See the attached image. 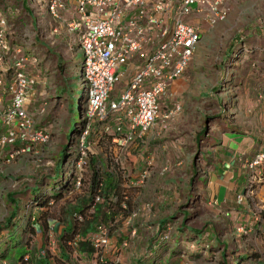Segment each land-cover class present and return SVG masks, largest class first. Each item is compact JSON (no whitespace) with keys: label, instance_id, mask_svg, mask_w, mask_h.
<instances>
[{"label":"rangeland","instance_id":"obj_1","mask_svg":"<svg viewBox=\"0 0 264 264\" xmlns=\"http://www.w3.org/2000/svg\"><path fill=\"white\" fill-rule=\"evenodd\" d=\"M27 2L28 4L26 7L32 11L35 18L34 21L26 17V12L20 8L21 0H0V5L17 8L20 11V22H16L19 41L29 46L32 43L34 44L36 38L44 42L51 53L48 54L45 51L44 55H41L39 58L44 68L39 67V63H36L35 74L38 76V84H36L35 89H39L37 94H39L41 90V99L36 100L34 96L33 99L35 101H32V111L36 116V119H33L34 130L40 137L30 144L31 149L27 152L29 154L27 161L32 170L28 171V175L38 177L42 180L53 174L55 158L60 147L65 143L63 135L68 128L70 120L67 108L68 101L56 91L59 90V86L55 84V82L58 83L57 78L55 79V77L52 76L55 74V71L51 70V64L54 65L60 62L65 65L66 68L63 73H69L75 60L81 65L83 53L79 49L77 39L68 35L65 30L60 29L58 33L52 32V29L57 26V23L55 24L49 21L51 19L50 16L46 14L45 3L42 0H28ZM86 8L87 7H85V9ZM74 16L79 17L77 13H75ZM198 20H201L200 22L203 21L202 19ZM185 21L187 24H194L191 19H186ZM204 27L203 33L205 38H203L201 42L199 41L200 43L198 42V49L196 48V53L193 54L192 60L189 62V67L184 73L187 78L188 86L182 91V97H180L177 102H169L170 94L168 93V97H160L158 101L159 109H163L164 107L171 108L175 104H179L181 107L180 111L168 121L158 124L160 126L158 129L160 131L159 135H161V137L157 138L154 142L155 145L165 144L170 151L177 153L179 157H163V161H159L156 168H154V173H152V170L150 175L141 180L140 175L142 170L147 168L146 158L153 152L144 154L143 160L139 159V168L133 169L135 177L128 178V176H126L128 172L122 168V157L126 155L131 157L132 161H134V154H130L133 153V151L125 150L124 153L121 152L122 150H119L113 141V133H102L101 130L95 128L96 136L92 137L91 141H85V139L81 141L80 137L78 144L72 146L79 154L77 155L76 153L72 158L69 157L64 165H70V167L73 164L76 165L78 177L76 178L72 190L63 193L61 198L57 201H53L52 204L44 208V216L47 217L46 220L49 225L65 220L70 211V207L80 203L83 199H87L86 192L88 191V180L90 178L87 162L92 154H97L102 159L100 166L105 163L111 167L112 160L119 163L121 162L120 170L123 172L121 175L124 178L121 179L123 182H120L119 190H121L123 196L128 198V203H130L131 206L129 209L132 213V222H134V218H137V216L141 217L140 223L143 225L141 229L153 227V225H150L153 219L161 217L162 215L164 216L168 212L174 213L180 208L179 210H186L190 213V216L185 220L186 227L188 228L200 227L203 223L213 222L216 225L221 224L224 227L228 226L229 232L232 233L234 235L233 237L236 239L239 238L238 236H240L241 233H244L245 236L238 241L237 247H243V249L247 247L249 251L255 252L258 257L262 256L261 260L249 264H264V227H260V223L262 222L263 224L264 222V201L261 202L255 198L259 187L258 185L264 182L260 173H251L252 180L256 183L257 189L255 191V197L248 202L250 211L254 213L259 223L255 229L250 230V226H241L242 228L239 229L238 226L233 224V222L237 220V217H233L231 213L224 212L223 208L219 207L218 204L210 205L208 201L204 202L201 199L200 202H195V200H197L195 198L196 194L201 190L198 185L194 186L191 184L192 188L195 187L191 190L194 195L192 199L193 202L191 205L184 204L186 200L184 197L180 196V194L187 185L185 179L189 177V172L187 170L188 168H186L187 166L183 168V166L179 164L180 161H182V163L185 161L181 157L182 151H186L187 154L198 158L200 148H194V143L196 142L194 136L199 131L200 127L205 125L207 132L213 124L211 123L212 118L205 119V123H202L204 117H214L223 112L221 108H216L217 110L214 108L215 103L209 104V100L205 98L202 99L201 97L203 96H211L212 98L219 97L218 93L222 91V95H226L228 99H234L235 108L234 110H230L228 112L230 114L224 117V123L230 127L240 129L239 131L241 132H255L254 126L259 121L258 118L260 114L262 112L264 113L263 104L259 101V95L264 91V58H261L262 55L257 51V54H252L251 56L247 55L240 61H233V64L230 66L226 64L223 72H228L229 76L231 75L235 79V83L231 89H228L229 85L220 82L223 77V72L216 69L215 64L223 60L227 51L230 52L231 49L232 51H236L238 47L242 48L243 46L249 45L250 47L256 48L260 45H264V0L233 1L228 5L226 16L222 21L216 22L215 24H205ZM56 57H58V61H56ZM129 63L130 61L127 60L125 63L121 64L118 70L119 73H128L127 67L130 65ZM79 74L80 70L78 71V75ZM124 85L125 83H123L122 80L116 81L113 85V92L116 93L119 88ZM78 89L79 92L82 93L83 87H79ZM39 106L40 109L38 108ZM83 117L84 116H82V118ZM211 127H213V125ZM246 141L254 142V140L251 141L249 137L246 138ZM214 142L218 144L219 141L214 140ZM184 143L186 145H183ZM81 144L83 146H81ZM218 147L220 146H217V148ZM261 148H263V145H261ZM230 153L231 152L226 149L221 153L216 151L211 153L210 151L213 158L215 155V160L210 162L207 169L213 166L214 174L217 172L220 176L224 175L225 178L230 176V173L227 175V171L231 172L230 167H232V172H234L235 166H228L223 163L224 160H227V162L231 160L232 157ZM75 157L76 159L73 161ZM234 159L235 158H232V161ZM190 161L191 157L187 165ZM233 163H236V159ZM151 167L153 169L154 166ZM99 168L100 170L105 169L104 166ZM185 174H187V176ZM243 179L244 178L238 182H243ZM77 180H79L78 184ZM18 181L19 180H17V182ZM16 186L17 184L14 185V187ZM11 188L13 187L11 186ZM242 204L246 206L245 201L236 203V205L243 207ZM194 211H198V213L195 215L193 213L191 214V212ZM7 212V206H4L2 201H0V223L3 218L7 216ZM92 212V206L88 205L85 212V220L91 219ZM174 217V226L183 219L181 213L175 214ZM173 228L174 227H172L171 231H173ZM5 234L6 231H2L0 236L3 237ZM36 236L35 234L29 238V244H33L38 251L42 241H40V237ZM185 237L186 234H182L175 248H188L193 254L198 253V250L195 251L196 238L192 236L194 240L189 241ZM223 240H225V238ZM57 245V238L54 236V233L48 235L44 248L49 251L50 255L52 254L54 256L55 253H57ZM171 245L173 247L172 242L170 244V250L172 249ZM217 250V247H214L211 252L203 250L197 254V256L200 255L198 258H191L186 254H182L184 258L180 257L179 260L173 264H221V262H219ZM38 253L43 254V251L39 250ZM231 260H229V264H231ZM239 262L240 264H245L244 262L242 263V261Z\"/></svg>","mask_w":264,"mask_h":264},{"label":"built area","instance_id":"obj_2","mask_svg":"<svg viewBox=\"0 0 264 264\" xmlns=\"http://www.w3.org/2000/svg\"><path fill=\"white\" fill-rule=\"evenodd\" d=\"M227 1L48 0L45 11L57 23L52 32L65 30L77 39L83 53L78 85L83 87L87 109L81 141L88 129L99 125L101 131L115 134L113 141L122 150L136 139H142L154 125L177 114L181 109L179 104L159 109L158 101L165 96L170 82L183 75L200 40L199 26L187 24L185 20L201 13L209 24L222 21ZM7 27L0 14V125L3 126L0 148L18 140L24 143L7 153L13 158L28 152L30 144L40 137L29 113L38 76L34 72L36 60L25 54L21 46L9 43ZM153 43L156 45L146 53L145 48ZM135 58L141 59V64L114 93V83L125 76L119 73V66ZM259 98L264 106V91ZM153 162V156L146 158L147 168L142 171L141 180L148 176ZM260 165L264 166V151L258 152L247 164L249 169ZM256 189L251 178L246 192L238 194L236 201L242 202L245 197L253 199ZM93 243L96 258L91 264H114L105 259L109 246L106 226L97 227Z\"/></svg>","mask_w":264,"mask_h":264},{"label":"trees","instance_id":"obj_3","mask_svg":"<svg viewBox=\"0 0 264 264\" xmlns=\"http://www.w3.org/2000/svg\"><path fill=\"white\" fill-rule=\"evenodd\" d=\"M27 1L28 0H21L20 8L26 12V17L34 21L35 18L32 11L26 7L28 4ZM42 1L46 3L48 0ZM0 14L3 15L8 26L7 38L9 43L14 46H21L25 54L35 59L36 63H39V67L44 68L39 58L41 55H44L45 51L51 54L47 45L35 38L34 44L32 43L27 46L26 43L19 41L17 37L18 31L16 29V22H20V11L17 8L0 5ZM49 21L53 22L52 20ZM257 51L262 55L261 58H264V45H260L256 48L250 47L249 45L243 46L242 48L238 47L236 51H232L231 49L230 52L227 51L223 60L215 64V68L223 72L226 64L230 66L233 64V61H240L247 55L251 56L252 54H257ZM56 61H58V57H56ZM78 69L79 62L76 60L72 69L66 74L63 73L66 70L65 65L60 62L54 65L51 64V70L55 71V74L52 76L55 77V79L57 78L58 83L55 82V84L59 86V90L56 91L68 101L67 108L70 120L68 128L63 135L65 143L60 147L57 153L53 166V174L51 176L42 180L38 177H32L33 181H31L25 189L12 192L4 199V206H7L8 212L7 216L3 218L0 223V233L6 231L3 237L0 236V264H57L58 262H61L58 264H91L96 258V248L93 239L97 233V227L99 225L107 227L109 222L113 220V217L117 218L120 215L124 217L131 212L128 198L123 196L121 190H119V184L123 182L121 179L124 178L121 175L123 172L120 170L121 162L119 163L112 160L111 167L105 163L100 166L102 162L101 157L97 154H92L87 162L90 171L88 191L86 192L87 199H83L80 203L70 207V211L67 214L70 226L62 229L56 236L58 243L57 253H55L54 256L52 254L50 255L49 251L44 248L48 235H50L48 233L49 224L46 220L47 217L44 216V208L52 204L53 201H57L61 198L63 193L72 190L76 178L78 177L76 165L73 164L71 167L70 165H64L69 157L72 158L76 155L77 150L73 149L72 146L78 144L86 127L85 113L87 101L86 97L80 93L78 89ZM35 70L36 67L34 72ZM222 75L223 77L220 82L229 85L228 89H231L235 83V79L231 75L229 76L228 72H223ZM221 92L222 91H219L218 93L219 97H201L202 99L205 98L209 100V104L215 103L214 108H221L223 112L214 117H204L202 123H205V119L212 118L211 123H213V127H211V125L206 132V126L204 125L200 127L199 131L194 136L196 141L194 143V148L196 149V147H199L200 149L198 158L191 155V161L186 167L188 168L189 177H186L187 179L185 182L187 185L180 194V196L184 197L186 200L184 203L185 205H191L193 202L192 199L194 195L191 190L195 187L192 188L191 184L194 186L198 185L199 188L206 186L207 177L205 176V171L212 161V156L207 153V150L202 148L213 146V139L216 138L220 131L226 130L230 132L229 130L236 131L237 129L224 123V117L229 115L230 113L228 112L235 108V100L228 99L227 96L224 94L222 95ZM82 116L84 117L82 118ZM95 128L99 129V125L92 129H88L84 136L85 141H91V138L96 136ZM212 128H214L213 132H210L209 130ZM239 130L240 129H237V131ZM101 132L106 133L104 131ZM112 135L115 137L114 133ZM257 153L258 152L253 156ZM78 154L79 152L77 155ZM75 159L76 157L73 161ZM251 160H253V158L249 159L248 162ZM202 161H204L203 164ZM103 166L105 169L100 170L99 167L102 168ZM201 167H203V175L198 177L199 171L197 168ZM258 168L259 167L254 169L248 168V183L252 176L251 173L254 172V174H256ZM184 172L186 173L185 169ZM202 191L203 189L197 192L195 197L197 199L195 200L196 203L200 202V199L203 200L200 193ZM88 205L92 206L93 212L91 213V219L85 220V212ZM179 209L180 208L174 213L169 212L161 216V218H164L158 222L156 225V234L150 239V243H152L151 247L153 248L146 249L144 255L140 257L138 264H173L182 257V254H186L191 258H198L200 256H197L199 252L203 250L211 252L214 247L218 249V258L221 264H229L228 262L231 258L233 260H231V264H240L239 261H248L251 257H254V263L256 262L258 255L255 252L249 251L247 247L244 249L243 247H237L238 241L245 236L244 233H241L240 236H238L239 238L236 239L233 237L234 235L229 232L228 226L224 227L221 224L216 225L213 222L203 223L200 227L188 228L186 227L185 220L190 216V213L186 210L181 211ZM177 213H181L183 219L174 226V216ZM192 213L195 215L198 211L191 212V214ZM172 227H174L173 231H171ZM35 234H39V239L42 241L39 250H42L43 254H39V250L37 251L33 244H29V238ZM182 234H186L185 238L189 241L194 240L192 236L196 238L195 251L198 250V253L193 254L188 248H175ZM224 238L225 240H223ZM171 242L173 243V247L171 245L172 249L170 250ZM182 258H184V256Z\"/></svg>","mask_w":264,"mask_h":264},{"label":"crops","instance_id":"obj_4","mask_svg":"<svg viewBox=\"0 0 264 264\" xmlns=\"http://www.w3.org/2000/svg\"><path fill=\"white\" fill-rule=\"evenodd\" d=\"M232 2H233L232 0H228L226 2V7H228V5H230V3ZM193 16L188 17L187 19L189 20L191 19L195 25L199 26V30L201 33V37L199 41L201 42L203 38H205L204 33H203L204 28H205L204 25L209 24V22L206 20L207 17L204 14H201V13L193 14ZM198 19H202L203 21L200 22L201 20H198ZM154 39L157 40L158 38L154 35ZM154 45H156V43H153L152 46L146 47L145 48L147 50L146 53H148L149 50ZM195 53H196V50L194 54ZM191 60H192V57L190 58V61ZM129 64L130 65L127 67L128 73H126L125 76L121 79L123 83L127 82L128 77L135 71L137 66L141 64V59L135 58L133 62H130ZM188 67H189V63H188L187 68ZM184 73L181 77L173 80L168 85L165 97H168V93L170 94L169 102H173V103L175 101L177 102V100L180 97H182L181 96L182 91L186 89V87L188 86L187 78L185 77ZM38 90H39L38 88L34 89V92L31 95V101H30L31 104L29 105L30 106L29 113L33 119L34 118L36 119V116H35V113L32 111V101H35L34 99L36 100L41 99V95H40L41 90L39 94H37ZM259 101H261L260 98H259ZM38 108L40 109V106ZM263 109H264V106H263ZM258 120L259 121L254 126L255 132L246 133V132H241L237 130L236 131L229 130L230 132H227L226 130H224L225 132L220 131L215 138L216 140L219 141L218 144L213 141L212 142L213 146L202 148V149L207 150V153L209 154H210V151L211 153L214 151L221 153L222 151H224V149H226L227 151L231 152L230 153L231 157L236 159V163H233L235 159L232 161V158L228 162L227 160H224L223 162L227 164L228 166H232V165L233 167L235 166L234 172H232V167H230L231 172L227 171L228 172L227 175L230 173V176H227V178H225L224 175L220 176V174H218L217 172H215L214 174V171H213L214 167L212 165H211L212 168H208V170L206 168V171H205L206 174L205 173L204 174L207 177V182H206V186H204L203 188H200V189H203V191L200 193H201L203 200L206 202L208 201L210 205L218 204L219 207L223 208L224 212L231 213L233 217L236 216L237 220L234 221L233 224H235V226H238L239 229L242 228L241 226H244V227L250 226L249 227L250 230L255 229V227L259 223L257 221V217L254 216V213L250 211V208L248 207V204H249L248 202H250L252 199H249L248 197H245V199H243L242 202L245 201L246 206H244V204H242L243 207L240 205H236L237 203L236 196L240 193L244 194L247 189V183H248L247 181H248V176H249V173H248L249 169L247 167L248 160L253 158L254 157L253 155L256 152L264 151V113L263 112L260 114V117L258 118ZM95 126L97 127V125H93L90 129L94 128ZM159 128L160 126L158 124L154 125L144 134L142 139H136V141H133L132 143L128 144L122 149L121 152L123 153L125 150L133 151V153H130V154L131 155L134 154L135 156L134 161H132L131 157L122 155L123 156L122 157L123 159L122 168H124L126 172H128L126 174L128 178L135 177L133 173L134 172L133 169L139 168L140 166V164L138 163L139 159L143 160L144 154H147L149 152L154 153V154L152 153L151 155H149V156L154 157V162L152 165L154 167L153 169L152 167L149 169L148 175L151 174L152 170H153L152 173H154V168H156L159 161H163V157H169V156L179 157L177 153L170 151V149L166 147L165 144H162V145L154 144L155 140L161 137V135H159L160 134V131L158 130ZM0 131H3L2 125H0ZM209 131L213 132V129H210ZM247 137H249L251 141L254 140V142H247L246 141ZM23 145L24 143L18 140L11 146H6L2 149L0 148V201H2L3 205H4V199L8 197L10 193L22 191L23 189H25V187H27L30 184L31 181H33V178H32L33 176L28 175V171H32L27 161L29 154L27 152L20 153L14 156L13 158H9L7 154L11 149L12 150L17 149ZM183 145H186V144L184 143ZM261 145H263V148H261ZM217 146H220V147L217 148ZM181 157L185 161L184 163L180 161L179 164H181V166H183L184 168L187 166V162H189V158L191 157V155L187 154L186 151L184 152L182 151ZM214 158H215V155H214ZM214 158L212 156L213 161L215 160ZM203 163L204 161H202V164ZM197 169L199 171L198 177H201L203 175V172H202L203 167L197 168ZM257 172L258 174L260 173V175L262 176V180H264V166L258 168ZM242 178H244L243 179L244 181L238 182ZM17 180L19 181L17 182ZM15 184H17L16 187H14ZM11 186L13 188H11ZM258 186L259 187H258L255 198L263 202L264 201V182L263 184L258 185ZM263 214H264V211H263ZM131 215L132 213L130 212V214H127L126 217H123L121 215L118 216L117 218L113 217V220L109 222V225H107L109 229V246L105 253V259L107 261L114 262V264H138L140 257L144 255L146 249L153 248L151 247L152 243H150V239L151 237L153 238L155 236L156 227H157L156 225L164 217L162 218L156 217V219H153L151 222L152 224H150V225H153V227H147V228L141 229L143 226L140 223L141 217L137 216V218H134V222H132ZM68 219L69 217H66V220H62L61 222H57L55 224L49 225L48 233L49 234L54 233V236L56 237L57 234L60 233L62 229H65L70 226V222L68 221ZM260 225H261L260 227L263 228L264 222L263 224L261 222ZM36 235H37L36 237H39V234H36ZM123 243H126L127 245L124 246ZM261 257L262 256L257 257L256 262L261 260ZM249 260L248 261L242 260V263L244 262L245 264H249L251 262H254L255 258L251 257Z\"/></svg>","mask_w":264,"mask_h":264},{"label":"clouds","instance_id":"obj_5","mask_svg":"<svg viewBox=\"0 0 264 264\" xmlns=\"http://www.w3.org/2000/svg\"><path fill=\"white\" fill-rule=\"evenodd\" d=\"M46 14H47V13H46ZM47 15H48V14H47ZM50 19H51V18H50ZM51 20H52V19H51ZM52 21H53V20H52ZM53 23H55V24H56V22H54V21H53Z\"/></svg>","mask_w":264,"mask_h":264},{"label":"water","instance_id":"obj_6","mask_svg":"<svg viewBox=\"0 0 264 264\" xmlns=\"http://www.w3.org/2000/svg\"><path fill=\"white\" fill-rule=\"evenodd\" d=\"M86 101H87V99H86Z\"/></svg>","mask_w":264,"mask_h":264}]
</instances>
